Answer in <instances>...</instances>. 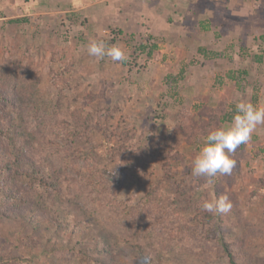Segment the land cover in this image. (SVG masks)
Returning <instances> with one entry per match:
<instances>
[{
    "label": "rangeland",
    "instance_id": "374dc122",
    "mask_svg": "<svg viewBox=\"0 0 264 264\" xmlns=\"http://www.w3.org/2000/svg\"><path fill=\"white\" fill-rule=\"evenodd\" d=\"M90 39L127 59L90 57ZM1 93L17 104L0 105V125L45 150L49 188L63 192L3 172L11 139L0 136V184L14 183L0 264H137L141 248L153 264H227L215 215L241 264H264V125L231 175L192 173L238 100L264 106V0H0ZM90 175L110 196L101 206L97 194L84 201ZM222 193L229 213L202 210ZM113 202L132 219L120 221Z\"/></svg>",
    "mask_w": 264,
    "mask_h": 264
},
{
    "label": "clouds",
    "instance_id": "9594fccd",
    "mask_svg": "<svg viewBox=\"0 0 264 264\" xmlns=\"http://www.w3.org/2000/svg\"><path fill=\"white\" fill-rule=\"evenodd\" d=\"M86 50L90 57L97 60L107 57L114 62H122L127 59L124 49L117 45L109 46L102 39H90ZM258 125H264V106L238 100L231 121L207 133L203 146L192 162V173L203 178L231 175L236 166L234 154L241 145L250 141ZM232 206L226 193L204 200L201 204L203 211L212 214H227Z\"/></svg>",
    "mask_w": 264,
    "mask_h": 264
},
{
    "label": "trees",
    "instance_id": "16d2710c",
    "mask_svg": "<svg viewBox=\"0 0 264 264\" xmlns=\"http://www.w3.org/2000/svg\"><path fill=\"white\" fill-rule=\"evenodd\" d=\"M10 103L12 106H16L17 101L14 100L12 97H8L1 93L0 94V105H8ZM235 112V107L233 108V113ZM230 114V115H231ZM7 126H2L0 125V136L3 137H8L11 139V144L10 147L7 148V151L5 153V158L7 156L8 161L5 162L4 165H2V171L3 172H9L10 178L14 173L19 174V176L23 177L24 179H28L30 186L35 192H38L42 194H46L48 196H51L53 193L56 195L61 196L62 195V188L61 187H55V188H49L48 184V177H53L54 172H53V167L52 163H47L44 159V156L46 155L48 159V155L45 154L41 150H32V149H27L25 147L19 146V142H16L18 135H20L21 130L16 129V126L14 124H10V130L6 128ZM264 151V148H263ZM23 159H27V167H25L23 164H20L23 162ZM16 164V168L14 165ZM52 166V167H51ZM103 171H105L103 169ZM53 178L56 179L54 176ZM97 176L90 175L89 176V181L87 180V186L90 187V191L85 194L84 196V201L85 203L87 202V198L89 195H98L94 196L92 202L93 203H98L99 206L103 205V201L101 200V196L107 195V197H110L107 194V188L103 184L101 180L96 179ZM13 188H14V183L12 180L10 181L9 178H5L3 180V183L0 184V215L5 214L11 210H13V202L9 200V198L13 199ZM93 189H95L93 191ZM93 193L91 194V192ZM53 192V193H52ZM82 195V194H81ZM101 195V196H100ZM122 202L121 205H116L115 202L111 203L110 209H115L118 207H121L118 219L120 221H123L126 219L131 218L132 219V214H133V209L131 206H128V203ZM113 207V208H112ZM40 213V209H39ZM123 214V215H122ZM37 217V216H36ZM40 217V215H39ZM212 220L214 221L213 224V229L214 233L216 234L215 236V241H216V247L220 250V255L221 256H226L227 257V264H241L240 260L238 259V256L235 252V249L233 248V244L228 241L225 237L224 230H223V222L222 218H216L215 216H212ZM135 221V216L133 217V222ZM139 262L137 264H153L154 258L151 255L145 254L143 249L141 248L139 250ZM24 260L22 256H18L15 254H11L6 257L4 260Z\"/></svg>",
    "mask_w": 264,
    "mask_h": 264
}]
</instances>
